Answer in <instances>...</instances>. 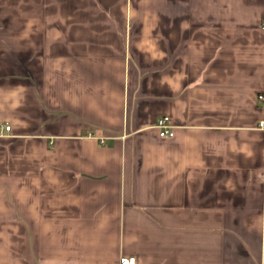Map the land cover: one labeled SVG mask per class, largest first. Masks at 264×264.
<instances>
[{"label": "crops", "instance_id": "0c3cea01", "mask_svg": "<svg viewBox=\"0 0 264 264\" xmlns=\"http://www.w3.org/2000/svg\"><path fill=\"white\" fill-rule=\"evenodd\" d=\"M260 95L264 0H0V264H264Z\"/></svg>", "mask_w": 264, "mask_h": 264}, {"label": "built area", "instance_id": "2783aa9c", "mask_svg": "<svg viewBox=\"0 0 264 264\" xmlns=\"http://www.w3.org/2000/svg\"><path fill=\"white\" fill-rule=\"evenodd\" d=\"M259 98L264 101V95H260ZM157 128L159 129L160 136L163 138H171L175 134L174 128L170 124V118L168 116L159 118ZM6 129L10 130L11 127L7 126ZM119 264H137V259L134 256H121Z\"/></svg>", "mask_w": 264, "mask_h": 264}]
</instances>
